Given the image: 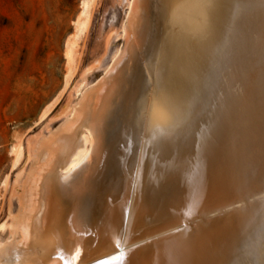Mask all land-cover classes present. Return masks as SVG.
Instances as JSON below:
<instances>
[{"label":"bare ground","instance_id":"6f19581e","mask_svg":"<svg viewBox=\"0 0 264 264\" xmlns=\"http://www.w3.org/2000/svg\"><path fill=\"white\" fill-rule=\"evenodd\" d=\"M203 1L206 0L180 3L186 9L185 14L182 8L173 10L170 25L174 30L169 33L167 43L174 52L181 49L192 55H210L214 51L202 50L208 44L206 33L196 31L187 23L190 5ZM94 4L96 0H82L81 11L74 21L73 39L66 43L69 64L64 84L68 93L66 103L49 119L56 105V101L52 102L39 118L40 123L46 121L41 130L12 147L11 172L14 174L10 177L8 173L1 182L0 211L4 217L0 221V264H93L117 252L135 188L140 183L160 180L162 172L156 160L162 152L160 146L172 142L188 119L189 102L173 97L167 103L178 109L175 122L164 126L145 120L143 128L149 131L146 161L142 168H132L130 161L140 135L130 139V123L123 131L118 120L139 88V75L136 65L124 75L125 68L122 70L121 66L125 57L122 56L129 54L127 58H133L134 47L136 55L144 52L149 40L150 9L146 6L147 23L142 27L144 1L126 0V18L117 33L124 38V45L114 51L100 78L91 83L89 75L103 68L106 57L78 78L74 79V75L78 41L90 28ZM140 32L144 37L141 47L135 40L136 33ZM253 35L254 53L242 66L247 87L237 96L230 114L232 119L239 117V129H245L235 148V160L213 161L212 150L189 154L185 186L175 185V192L167 197L144 200L138 207L131 237L130 215L125 245L135 246L153 232L176 226L182 215H191L200 207L188 236L200 232L201 216L211 218L225 213L218 227L221 240L213 247L218 252L216 260L221 261L232 243L242 236L251 240L261 226L264 197L249 198L251 193L264 187V85L258 87L259 79L264 76V33ZM113 39L115 34L108 38L107 46ZM132 113L130 108L128 121ZM58 119L59 125L51 128ZM121 132L124 137L118 138ZM239 201L243 203L237 205ZM229 203L232 208L226 209ZM147 249L129 250L119 258L100 264H149L151 261L147 262L144 254ZM123 257L125 260H120Z\"/></svg>","mask_w":264,"mask_h":264},{"label":"water","instance_id":"95a60500","mask_svg":"<svg viewBox=\"0 0 264 264\" xmlns=\"http://www.w3.org/2000/svg\"><path fill=\"white\" fill-rule=\"evenodd\" d=\"M153 3V7L149 8L150 18L147 23L149 40L142 53L147 62L142 66L138 57L136 61L139 90L133 100L134 114L128 121L131 105L127 106L123 109L118 123L123 131L130 123V139L134 140L140 135V143L136 139L132 156L136 159L139 145H143L142 148L144 145L149 146L146 139L149 131L143 128L144 107L140 106L144 102L143 95L148 93L153 84L155 94L160 93L161 98L171 101L174 97L188 101V119L177 131L178 136L172 142L160 146L162 152L156 157L157 166L162 172L160 180L142 185L140 183L135 188L127 225L124 226L122 242L116 247L117 252L93 264L111 261L129 250L145 248H148L144 254L147 262L151 261L149 264H264V221L254 231L251 240L248 236H242L240 240L232 243L224 258L219 261L216 260L218 252L214 251L213 247L214 243L221 240L218 227L225 213L216 214L211 218L201 216L200 232L190 237L188 235L194 228L196 222L193 221L197 218L200 207H196L191 215H182L181 222L176 226L153 232L135 246L129 247V243L125 245L130 215L132 213L131 237L138 207L144 200L167 197L169 193L175 192V185L185 186L189 171V154L212 150L213 161L235 160V148L240 143L245 129L240 130L239 117L232 119L230 114L237 96L247 87L244 84L242 66L254 53L253 34L264 33V0H229L220 6L213 5L208 10L210 21L220 31L218 46L210 55H192V52L181 49L174 52L167 43L169 33L173 32L174 28L167 33V29L172 26L165 22L167 15L162 12L163 4L160 0H153ZM261 84L264 85V76L259 79L258 87L262 86ZM179 160L181 164L178 163ZM201 198L202 196L200 200ZM179 235L182 237H178ZM120 260H125V257Z\"/></svg>","mask_w":264,"mask_h":264},{"label":"rangeland","instance_id":"374dc122","mask_svg":"<svg viewBox=\"0 0 264 264\" xmlns=\"http://www.w3.org/2000/svg\"><path fill=\"white\" fill-rule=\"evenodd\" d=\"M144 10L140 17L142 27L146 24L147 8L153 7V0H143ZM167 7L166 24H170L173 10L183 8L180 3L186 0H160ZM148 6V7H146ZM82 0H0V209L3 206L1 182L11 172L13 160L12 147L21 140L38 133L45 122L39 118L52 102L56 105L49 119L55 116L67 101V90L64 89L65 77L69 71L65 56L66 43L73 39L74 21L81 11ZM146 8V9H145ZM126 0H96L93 5L90 28L78 41L74 79L82 72L106 57L101 70L92 71L90 82L100 78L114 51L123 47L124 38L117 35L126 18ZM171 12V13H170ZM172 28L167 29V33ZM115 34L107 46V40ZM142 33H136L135 40L139 47L143 42ZM132 49L135 55L123 58L121 69L124 75L131 66H137V57L142 66L147 60ZM121 57V58H122ZM97 61V62H96ZM138 70V69H137ZM155 94L153 84L147 95L144 108L146 122H159L167 126L175 122L178 109ZM159 96V97H158ZM127 101V99H125ZM117 102L113 103V109ZM179 120V115L176 116ZM60 119L54 120L51 128L59 125ZM118 124V123H116ZM122 132L118 138H123ZM140 143V140H138ZM139 145L136 159L130 161L132 168L142 166L146 161V146ZM264 197V187L251 193L250 200ZM243 203L239 201L237 205ZM226 209L232 208L229 203ZM219 210L213 214L218 213ZM4 212L0 211V221Z\"/></svg>","mask_w":264,"mask_h":264},{"label":"flooded vegetation","instance_id":"af4514ba","mask_svg":"<svg viewBox=\"0 0 264 264\" xmlns=\"http://www.w3.org/2000/svg\"><path fill=\"white\" fill-rule=\"evenodd\" d=\"M225 1H229V0H206L203 2H197L194 5H190V10H187L186 14L188 15V21L187 23L193 27L196 31H202L205 32L208 38V44L203 46L202 50H207L206 53L212 49H216V47L218 46V41H219V35H220V31L218 30V27H216L215 25L212 24V22L210 21L209 18V14H208V10L209 8H212L213 5H222V3H224ZM165 10V11H163ZM186 11V9L182 8V12L184 13ZM162 12H164L167 17H168V13H167V7L163 5L162 8ZM163 13V14H164ZM185 14V13H184ZM150 18V16L148 17ZM147 20V19H146ZM147 23V22H146ZM206 41V39H205ZM139 88L136 90V93L134 94V96L131 99L130 105H131V109L133 107V100L135 99L137 92H138ZM146 95H143V98L146 100ZM143 104H141L140 107H144L145 108V101L142 102ZM134 114V108H133V113ZM130 117V115H129Z\"/></svg>","mask_w":264,"mask_h":264},{"label":"snow or ice","instance_id":"6c2138e0","mask_svg":"<svg viewBox=\"0 0 264 264\" xmlns=\"http://www.w3.org/2000/svg\"><path fill=\"white\" fill-rule=\"evenodd\" d=\"M117 243H119V241H117ZM117 258H119V257H117Z\"/></svg>","mask_w":264,"mask_h":264}]
</instances>
